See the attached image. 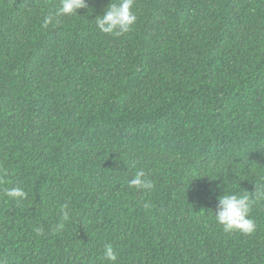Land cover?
<instances>
[{
	"label": "trees",
	"instance_id": "trees-1",
	"mask_svg": "<svg viewBox=\"0 0 264 264\" xmlns=\"http://www.w3.org/2000/svg\"><path fill=\"white\" fill-rule=\"evenodd\" d=\"M110 2L53 27L59 0H0V176L27 193L0 194V259L264 264V201L251 235L214 218L264 178V0H135L121 37L95 26Z\"/></svg>",
	"mask_w": 264,
	"mask_h": 264
},
{
	"label": "clouds",
	"instance_id": "clouds-1",
	"mask_svg": "<svg viewBox=\"0 0 264 264\" xmlns=\"http://www.w3.org/2000/svg\"><path fill=\"white\" fill-rule=\"evenodd\" d=\"M135 0H116L111 2L104 9L101 15L95 18V26L104 34L114 37H121L130 32L137 20V15L133 11ZM87 0H59V6L54 13L45 16V26L55 27L61 22V17H73L78 15V10L87 8ZM9 181L0 176V194L8 199L21 202L27 198V193L19 186H7ZM129 189L136 191L150 192L154 188L151 179L148 178L144 170L136 171L135 175L126 182ZM264 201V178L260 183H256L254 190L243 191L242 193L228 192L219 197L215 220L222 226L225 233L239 231L245 235H251L256 230V223L250 218V213L255 203ZM149 207L148 204L144 205ZM62 223L70 219V210L67 203L61 208ZM37 235L42 234V228L34 229ZM102 259L117 264L118 255L111 243L103 246ZM0 264H11L8 258L0 259Z\"/></svg>",
	"mask_w": 264,
	"mask_h": 264
}]
</instances>
